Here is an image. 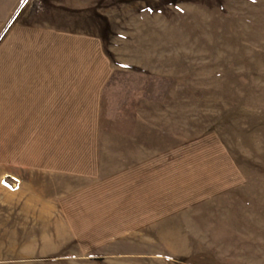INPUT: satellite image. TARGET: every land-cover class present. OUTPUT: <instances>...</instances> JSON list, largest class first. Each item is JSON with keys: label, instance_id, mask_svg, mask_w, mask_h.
<instances>
[{"label": "rangeland", "instance_id": "374dc122", "mask_svg": "<svg viewBox=\"0 0 264 264\" xmlns=\"http://www.w3.org/2000/svg\"><path fill=\"white\" fill-rule=\"evenodd\" d=\"M55 74L105 80L114 175L38 194L3 160L49 128L0 99V264H264V0H0V79Z\"/></svg>", "mask_w": 264, "mask_h": 264}, {"label": "crops", "instance_id": "0c3cea01", "mask_svg": "<svg viewBox=\"0 0 264 264\" xmlns=\"http://www.w3.org/2000/svg\"><path fill=\"white\" fill-rule=\"evenodd\" d=\"M58 64L50 66L51 63H48V69L57 70L62 63ZM32 65L27 64V67ZM66 67L64 65L62 70H66ZM104 84V79L56 77V74L21 81L7 76L0 79L1 111L7 112L9 109L11 113H16L11 116L16 117L23 110V118L38 122L37 130L49 128L48 150L53 155L48 157L52 158L35 161L3 160L5 165L27 169L30 172L27 183H31L38 194L48 196L52 193L50 197L54 198L60 190L66 198L77 188L85 192L93 188L98 191L114 175L110 169L113 167L112 161L101 152L104 147L110 146L100 144L97 137ZM16 171L19 172L18 169ZM17 172L9 171L6 174L19 182L22 177ZM135 205L139 209L143 208L141 203L136 202ZM63 219L64 223L60 224H67L70 230L67 222L71 220L66 213ZM104 220L111 222V219Z\"/></svg>", "mask_w": 264, "mask_h": 264}]
</instances>
